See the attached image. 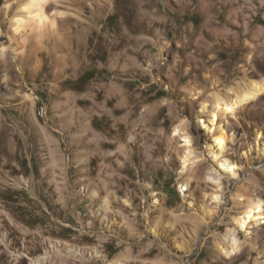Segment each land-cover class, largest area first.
I'll return each instance as SVG.
<instances>
[{
	"label": "rangeland",
	"instance_id": "374dc122",
	"mask_svg": "<svg viewBox=\"0 0 264 264\" xmlns=\"http://www.w3.org/2000/svg\"><path fill=\"white\" fill-rule=\"evenodd\" d=\"M22 2L0 0V264H264L237 223L264 201V0H48L56 27L14 39ZM255 85L220 149L215 98Z\"/></svg>",
	"mask_w": 264,
	"mask_h": 264
},
{
	"label": "bare ground",
	"instance_id": "6f19581e",
	"mask_svg": "<svg viewBox=\"0 0 264 264\" xmlns=\"http://www.w3.org/2000/svg\"><path fill=\"white\" fill-rule=\"evenodd\" d=\"M47 1L48 0H23L19 14H17L15 19L12 21L13 22L12 28H11L12 38L14 39H16V37H21V39L23 37L26 38L27 30H30V32L32 33L36 32V34H37V31H39L40 34H42L43 30L46 28L47 25H50L52 28L56 27L57 19L55 17L50 16L47 12V9H46ZM204 49H208V47ZM210 51L212 50L208 49V52ZM259 60L260 62H264V56L259 55ZM201 62L205 64L203 60H201ZM211 70L214 72H216L215 70L220 71L219 68L217 69L216 67H214V69H211ZM206 71H207V68H206ZM188 76L191 77L192 75L188 74ZM201 77L202 76L194 75L192 79L195 83H200L199 81ZM261 90L262 89L258 85H255L253 88L247 89L246 92H244L240 96H237L235 99L220 97L217 95L218 97L215 98V101L213 102L211 109H209L210 118H208V121L204 120L203 124L207 125L208 123L207 127H209V132L211 133V136L214 138L216 145L220 149H223L225 147V144L227 141V133L221 127V125L218 128L215 127L214 126V123L216 124L215 121L219 119L221 116L227 115L230 112L234 113L237 107L241 105L242 106L246 105L249 102H251L253 99H255L258 96ZM200 93L201 91L197 92L196 94L199 95ZM206 109H207L206 105L202 104V110L205 111ZM101 124L102 123L99 120L98 116H94L93 125L97 128V127H100ZM213 126L215 127V129L213 128ZM212 128L214 129V131ZM95 132L97 134L98 132L97 129L95 130ZM215 159H216L215 161L218 163L220 168L225 173L232 174V175L235 174L234 173L236 172L235 164L231 163V161H229L228 159H220L218 157ZM185 161H186V158H185ZM242 208H243V211L241 212V215L237 218L238 226H240L241 228H244L245 226H248L250 223H253L254 225L264 224V201L263 200L258 199V198H248L246 199V202L242 204ZM49 247H51V244L47 245V248ZM236 249L237 247L233 245L231 246V248H228V253L234 252Z\"/></svg>",
	"mask_w": 264,
	"mask_h": 264
}]
</instances>
